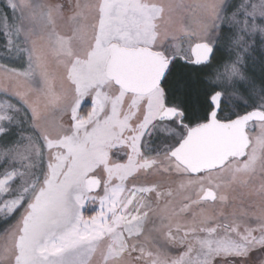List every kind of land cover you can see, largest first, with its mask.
Wrapping results in <instances>:
<instances>
[{
	"label": "snow or ice",
	"instance_id": "6c2138e0",
	"mask_svg": "<svg viewBox=\"0 0 264 264\" xmlns=\"http://www.w3.org/2000/svg\"><path fill=\"white\" fill-rule=\"evenodd\" d=\"M0 264H264V0H0Z\"/></svg>",
	"mask_w": 264,
	"mask_h": 264
}]
</instances>
